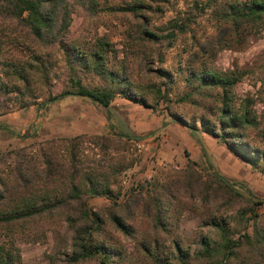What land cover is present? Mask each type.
Masks as SVG:
<instances>
[{"label":"rangeland","instance_id":"obj_1","mask_svg":"<svg viewBox=\"0 0 264 264\" xmlns=\"http://www.w3.org/2000/svg\"><path fill=\"white\" fill-rule=\"evenodd\" d=\"M129 1L132 0H69L72 12L68 30L46 46H35L28 39L24 42L25 39L12 31L14 24L2 22L4 31L17 40L12 42L0 36V120L13 127L17 134L0 128V176L8 189L5 194H9L2 202L8 206L18 200V193H26L15 176L17 166L22 172L28 165L41 170L44 152L50 153L54 161L67 165L64 137L85 133L77 138L79 167L97 173L110 172L109 179L114 177L111 188L117 204L113 209L124 217L131 233L125 234L109 222L107 208L113 205L110 198L92 195L83 196L84 206L97 211L103 219L92 238L106 246L105 263L99 256L74 262L66 260L74 235L67 218H76L68 204L18 221L10 233L0 232V240L13 239L19 255L15 264H180L175 257L174 243H178L183 254L191 255L199 237L214 235L208 224L211 218L223 217L229 226L237 229L234 236L246 232L254 238L262 234L257 250L243 242L238 257L228 264H264V173L233 155L228 156L221 147H226L225 144L201 129L202 122L210 123L215 117L217 95L214 89L205 91L210 96L196 94L193 92L196 82L188 81L190 71L200 69L240 71L241 77L232 89L235 101L251 100L258 126L249 131V140L264 149V24H242L234 33L223 29L226 23L216 21L212 6L205 5L206 0H142L146 8L139 13L155 31L164 32L174 20L179 22L190 16L189 29L185 32L174 29L175 36L167 45L162 37L157 42L138 38L137 23L141 26L142 20L131 12L115 9L116 5ZM224 1L227 0H216L214 6ZM98 36L108 43L107 52L98 50L102 52L104 66L116 77H124L125 83L143 95L153 109L116 93L113 104L103 111L107 132L54 135V126L59 125L52 120L54 107L60 113L66 105L83 106L82 111L89 116L100 114L90 100L79 95L68 97L72 96L69 92H76V82L88 88L115 86V76L92 69L87 56L85 49H96ZM73 44L80 47L78 52L72 48ZM33 53L39 55L36 62H32ZM83 53L86 54L83 56ZM2 59L11 60L17 66L24 60L32 62L35 66L29 69L28 84L24 85ZM37 62L41 63L44 73L38 71ZM158 67L169 71V82L167 77L157 74ZM62 91L68 92L37 111V105ZM149 114L161 116V123L155 122L150 130H145L144 125L134 131L128 128L129 115L142 121L149 119ZM170 114L180 116L196 128L192 133L186 129L194 148H188L179 139L172 147L148 145L147 142L160 137L159 124H171ZM93 134L104 136L92 143L89 139ZM215 175L231 182L238 195L230 196L218 188ZM41 180L45 184L44 178ZM55 183L48 182L45 186L51 188ZM40 186L41 183L37 185ZM151 195H160L167 201L165 230L154 228L144 206ZM152 251L159 262L153 260Z\"/></svg>","mask_w":264,"mask_h":264},{"label":"trees","instance_id":"obj_2","mask_svg":"<svg viewBox=\"0 0 264 264\" xmlns=\"http://www.w3.org/2000/svg\"><path fill=\"white\" fill-rule=\"evenodd\" d=\"M215 2L216 0H206L205 5L212 6V12L216 21L226 23V25H223L226 26L223 28L225 30L229 29L235 33L242 24H264V0H227L219 6H214ZM145 8L146 5L142 0H132L115 7L117 10L131 12L142 20L141 26L137 23L136 35L138 38L157 42V39L162 37L168 45L175 36V30L185 32L189 29L188 20L190 16L181 19L179 22L174 20L171 26L164 32L162 29L159 31L150 29L147 19L141 15L142 13H139ZM71 12L72 6L69 0H0V36H6L12 42L17 40L16 36L9 35L1 27L2 22L7 21V23L14 24L12 31L15 30L22 39H25L23 40L24 42L29 40L35 46L53 44L67 32ZM106 44L108 43L103 40V37L98 36L97 48L85 50L88 52L87 56L90 57L92 69L104 72L111 77L115 76V86L109 89L88 88L76 82V92L81 94L79 97L90 100L93 104L106 111V107L114 95L118 93L130 102L153 109V107L146 103L143 95L138 94L130 85L125 83L124 77H116L111 70H108L104 66L102 52H107ZM72 48L78 52L80 47L73 44ZM64 51L66 52L67 49L64 48ZM85 54L83 53V56ZM38 56V54L33 53L32 62L38 61ZM82 58L86 60L85 57ZM68 59L71 60V57H68ZM2 62L7 66H11L13 69L11 72L22 80L24 85L28 84L29 69L35 66L32 62L24 60L21 66H17V63L8 59H2ZM37 68L39 72L44 73L40 62H37ZM155 71L158 75L167 77L166 82L171 80V75L165 68L158 67ZM5 72L8 73V69ZM240 77V71H215L207 68L190 71L188 81L191 79L196 82L193 86V92L196 94L210 96L207 93L208 91H205L214 89L217 95L218 105L215 107V117L210 123L208 120L202 122L201 129L209 136L222 141L230 152L249 164L253 169L264 173L262 171L264 166V149L252 145L248 136L249 131L254 130L258 126V120L251 108V100L246 98L242 102L236 103L232 91L234 84ZM156 90L159 91L160 88L157 87ZM67 92L62 91L55 96L48 97L42 104L37 105V111L40 112V107L49 106L52 100L61 99ZM169 116L170 120L178 118L181 122H184L185 128L191 133L196 129L191 123H186L178 115L170 114ZM0 128L9 133L17 134L13 127L3 120H0ZM85 135V133H81L72 137H64L67 141V165L54 161L50 153L44 152L42 153L44 167L41 170L34 169L31 165H28L25 167L24 172H22L20 167L17 166L15 176L21 181L22 186H20L24 188L23 191L26 193H18V200L8 206H5L2 202L9 194H5L8 189L0 176V232L10 233L12 226L18 221L27 220L33 215L42 212H50L60 204H68L73 209L76 218L72 216L67 218L71 221L70 226L73 227L74 235L72 237L71 249L65 254L66 260L74 262L91 256H99L100 261L105 263L104 258L108 255L106 246L101 242L94 241L92 238L93 232L98 230L103 219L97 211L88 210L84 206L85 199L83 196L103 195L110 198L113 205L107 208L109 222L125 234H130L131 232L124 217L117 214L113 209L117 202L114 200L116 195L111 188V183L115 179L114 177L113 179H109L110 172L97 173V171L79 167L80 159L78 158L77 138ZM103 136L93 134L89 140L95 143L98 142L99 137ZM197 141L202 144L201 141ZM185 154H187V151H185ZM41 178H44L45 184ZM215 179L217 187L221 188L222 191L229 193L230 196L238 195V192L231 186V182H226L219 175H215ZM55 181L57 182L55 183ZM48 182H54L55 185L49 188L50 186H45ZM39 183H41V186L37 187ZM209 186L211 185L209 184ZM14 188H16V185ZM50 190L55 193L50 192ZM166 194L169 195L170 193L166 192ZM130 196H134V194ZM147 196H149L148 192ZM166 203L167 201L163 200L160 195H151L145 200L144 206L153 221L154 228L165 230L167 227ZM253 214L256 215L255 213ZM208 224L213 228L214 235L199 237L191 255L183 254L178 243H174L175 257L180 264H192L193 261H199V264H228L230 260L238 257V251L243 246V242L251 244L246 246L252 250H257V247L261 246L259 244L262 241V234H258L254 238L253 236H248L246 232H243L241 235L239 234L240 236H234L233 234L236 233L237 229L235 230L233 225L229 226L223 217L211 218ZM231 227H234V229ZM151 254L155 262L160 261L154 251ZM18 257L19 255L16 247H14L13 239H8V241L0 240V264H15ZM193 264L198 263L195 262Z\"/></svg>","mask_w":264,"mask_h":264},{"label":"crops","instance_id":"obj_3","mask_svg":"<svg viewBox=\"0 0 264 264\" xmlns=\"http://www.w3.org/2000/svg\"><path fill=\"white\" fill-rule=\"evenodd\" d=\"M74 97H76V96H74ZM85 101H86V99H85ZM111 101H110L108 106H111V104H113ZM93 105H95V104H93ZM82 108H83V106L77 107L74 105H72V106L66 105V106L62 107L60 113H58L56 108L54 107L53 109L55 112V114H54L55 116L53 115L54 117L52 118V120L54 119V121L59 122V125L54 126L55 129H53L54 130L53 134L54 135H72V134H75L77 132H87V133H101V132H103L104 133V132L108 131V128L104 127V123H105L104 116L106 115V112H105V114H103L104 110L101 107L95 105V108L100 110V114L91 115V116L84 113L82 111ZM146 117H148V116H146ZM149 117L150 118L147 120L144 119L142 121H139L136 119L135 115H129L128 128L130 130L134 131L135 128H137L138 126L144 125L145 130H150L153 128V126H154L153 124L155 122H160V119H161V116H157L154 114H151ZM131 120H134V122H131ZM169 122H171V124L167 125V126L159 124L160 129L157 132H158V134H160V137L157 138V141L147 142L148 145L156 146V145L163 144L164 148L165 147H172L173 145H177V140L179 139V141L182 143H185V145L188 148H189V146L194 148L195 147L194 142L192 141V139H190L189 136H187L186 128L184 127V125H182L181 123L174 121V120H170ZM156 135H157V133H156ZM182 145H184V144H181V146ZM221 147L228 152L227 153L228 156L230 154V155H233L235 158L237 157L232 152H230L226 147H223V145H221ZM153 152H154V150H153ZM189 155L192 157L191 153H189ZM238 159L241 160L240 158H238ZM219 162L221 163L220 159H219ZM242 162H244V161H242Z\"/></svg>","mask_w":264,"mask_h":264},{"label":"water","instance_id":"obj_4","mask_svg":"<svg viewBox=\"0 0 264 264\" xmlns=\"http://www.w3.org/2000/svg\"><path fill=\"white\" fill-rule=\"evenodd\" d=\"M68 94H70V95H72V96H78V95H81L80 93H78V92H69ZM173 120H175V121H178V122H181V120L180 119H178V118H173ZM222 179H224L226 182H228L223 176H221V175H219Z\"/></svg>","mask_w":264,"mask_h":264}]
</instances>
